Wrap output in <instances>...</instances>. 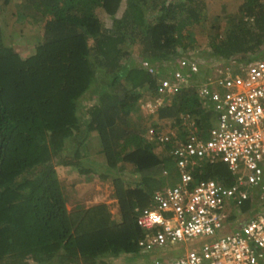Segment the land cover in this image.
Wrapping results in <instances>:
<instances>
[{
    "label": "trees",
    "instance_id": "16d2710c",
    "mask_svg": "<svg viewBox=\"0 0 264 264\" xmlns=\"http://www.w3.org/2000/svg\"><path fill=\"white\" fill-rule=\"evenodd\" d=\"M212 1H15L41 26L34 51L24 54L7 41L15 32L11 15L5 25L0 20V264H146L140 252L159 250L142 249L137 217L158 188L176 180L175 159L158 139L164 120L183 130L190 115L207 131L216 112L193 86L171 93L160 122L141 104L182 57L205 61L187 48ZM230 8H222L224 27L213 17L208 64L264 54V0H233ZM63 168L110 180L114 200L75 197L69 209ZM201 172L235 177L221 159L204 160L195 175ZM251 206L247 200L241 209Z\"/></svg>",
    "mask_w": 264,
    "mask_h": 264
},
{
    "label": "built area",
    "instance_id": "2783aa9c",
    "mask_svg": "<svg viewBox=\"0 0 264 264\" xmlns=\"http://www.w3.org/2000/svg\"><path fill=\"white\" fill-rule=\"evenodd\" d=\"M142 64L154 70L149 61ZM216 64L202 70L195 59L182 57L172 77L160 78L157 93L141 104L160 122L158 109L171 93L193 86L216 112L207 131L190 115L183 130L164 120L167 130L158 139L175 159L176 180L158 188L139 213L137 221L145 231L139 244L149 251L196 241L178 256L154 257L150 264H264V56ZM156 128L149 124L148 131L154 135ZM218 159L228 164L232 181L195 175L204 160ZM164 173L171 177L168 170ZM247 200L254 211L241 209ZM228 222L234 226L221 232Z\"/></svg>",
    "mask_w": 264,
    "mask_h": 264
},
{
    "label": "rangeland",
    "instance_id": "374dc122",
    "mask_svg": "<svg viewBox=\"0 0 264 264\" xmlns=\"http://www.w3.org/2000/svg\"><path fill=\"white\" fill-rule=\"evenodd\" d=\"M15 1L16 0L11 1V3L9 4H5L4 0H0V20L5 25L9 20V16L11 15L12 22L10 26L12 28H15V32L7 36V41L9 43H12L16 48L20 49L25 54L34 51V47L36 46L39 39L38 35H40L39 29L41 23L34 24V22H32V20L28 17L29 13L25 12L22 9L23 6L19 2L15 3ZM234 1L236 4L238 0H234ZM212 2H213V5L211 7L212 10L210 12L208 21L206 23H202V22L198 23L194 26L193 37L194 36L196 37V41L195 44L189 45V47L187 48L189 53L193 54L198 59L205 60L203 63L200 64L202 70H208L210 68L212 69L217 65L216 64L217 62L215 63L211 62V64L206 63L209 62L211 58V55H209L207 51V47H209L208 41L213 35V32L211 30L213 17L219 14L220 17L219 20L221 21L222 26L224 27L227 19L222 10L223 5L230 8L231 5L233 4V0H213ZM10 7L13 8L15 12L8 13V9H11ZM21 26L25 27V30L22 31ZM263 56L264 54L261 55L259 58H262ZM142 111L145 114H147L143 108ZM60 176L63 180V185L67 189L69 194L67 196V198H69V202L67 203L69 209H73L75 197H80L87 203L93 201H101V200L112 202L114 200L113 197H111L110 195L112 192V185L110 183V180L82 179L77 173L75 174L72 173L71 168H63L62 170H60ZM112 211L114 213V217L119 215L118 207L116 205L112 206ZM250 211L245 213L242 217L244 219L250 217V215L252 214L250 213ZM228 223H229V227H232L233 224H231L230 222ZM205 238L207 237H200V240ZM194 241L196 240H186L184 242H180L178 243V246L177 245L174 246V249L172 250L170 249V247L165 248L164 251L166 254L167 252L168 253H170V251L172 252V254L170 255H166L163 253L157 254L156 252H151L148 254L143 252L144 253L143 254L140 252V261L149 264L150 260L156 254L158 255L157 256L158 258H165L166 256H172V255L173 257L178 256L180 254L179 252L186 251ZM116 258L117 260L122 262L126 261V258L124 256L116 257Z\"/></svg>",
    "mask_w": 264,
    "mask_h": 264
},
{
    "label": "crops",
    "instance_id": "0c3cea01",
    "mask_svg": "<svg viewBox=\"0 0 264 264\" xmlns=\"http://www.w3.org/2000/svg\"><path fill=\"white\" fill-rule=\"evenodd\" d=\"M259 204H262V202L259 203ZM262 206H264V205H262ZM251 211H254V210H251ZM231 228H232V227H229V223H227L226 226L222 228L221 232H226V231L230 230ZM175 246H176V245H175ZM177 246H178V245H177ZM170 249L172 250V249H174V247H170ZM156 253H157V254H162V253H163V254H166L163 248H162V249H159ZM179 253H182V252H179ZM157 254H156V255H157ZM170 254H172L171 251H170V253L167 252L166 255H170ZM156 255H155V256H156ZM172 256H173V255H172ZM172 256H170V257H172Z\"/></svg>",
    "mask_w": 264,
    "mask_h": 264
}]
</instances>
